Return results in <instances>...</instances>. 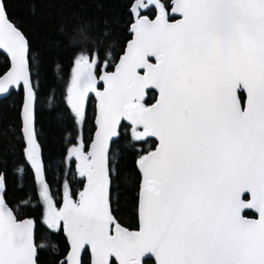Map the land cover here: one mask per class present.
<instances>
[{
  "label": "snow or ice",
  "instance_id": "6c2138e0",
  "mask_svg": "<svg viewBox=\"0 0 264 264\" xmlns=\"http://www.w3.org/2000/svg\"><path fill=\"white\" fill-rule=\"evenodd\" d=\"M150 6L155 19L140 14ZM168 7L181 18L170 23ZM132 11L134 38L115 71L100 77L102 92L96 91L93 71L99 55L85 48L74 60L68 102L82 116L84 98L96 92L99 128L91 151L83 146L69 151L79 175L87 178L79 200L65 185L64 206L56 211L47 184L40 191L49 225L62 220L71 241L64 264H79L85 246L91 247V264H110L111 256L119 264H142L148 254L156 264H264V0H172L171 5L136 0ZM0 49L11 57L0 93L18 81L27 89L26 151L39 178L28 45L7 20L2 2ZM146 89L159 93L150 106L142 102ZM121 118L131 121L135 140L159 141L138 161L139 231L115 223L108 206L106 153ZM243 194L251 198L244 200ZM244 210H255L258 219L245 217ZM31 225L18 221L0 196V264H35Z\"/></svg>",
  "mask_w": 264,
  "mask_h": 264
},
{
  "label": "trees",
  "instance_id": "16d2710c",
  "mask_svg": "<svg viewBox=\"0 0 264 264\" xmlns=\"http://www.w3.org/2000/svg\"><path fill=\"white\" fill-rule=\"evenodd\" d=\"M134 0H3L8 18L24 34L28 51L29 73L34 91V120L31 124L42 175L50 195L58 206L64 184L72 192L82 188L84 177L69 156L77 142L78 128L68 102V88L74 60L81 50L89 48L99 55L98 71L115 67L119 55L132 36ZM171 5L172 0H162ZM169 9V7L167 8ZM149 17L150 7L142 12ZM83 28L84 34L80 33ZM106 61V63H105ZM9 67L8 54L0 51V74ZM156 91L147 89L145 106L156 99ZM240 97H243L240 92ZM22 90H12L0 99V173L5 179V199L17 217L30 216L35 221L37 264H63L68 242L62 228H49L42 220L43 205L39 198L36 168L28 158L27 136L22 133L20 109ZM95 100L89 96L83 114V142L94 130ZM140 127H136L139 131ZM117 135L106 155L109 170L108 204L110 213L123 227L137 226L138 196L142 176L137 168L141 156L154 148L156 137L133 138V125L122 119ZM252 214L251 210L244 212ZM54 246V247H53ZM151 264L153 260L150 259ZM81 264H90L84 250Z\"/></svg>",
  "mask_w": 264,
  "mask_h": 264
},
{
  "label": "water",
  "instance_id": "95a60500",
  "mask_svg": "<svg viewBox=\"0 0 264 264\" xmlns=\"http://www.w3.org/2000/svg\"><path fill=\"white\" fill-rule=\"evenodd\" d=\"M0 2H2V4H3V0H0ZM135 2H136V0H134L133 4H132L131 7H130V10H131L132 15H133V22L131 23V26H132V24L135 22V18H136V14H135V12L132 11V7H133V5L135 4ZM146 2H147V0H145V3H146ZM161 3H162V0H161ZM171 4H172V2H171ZM3 6H4V4H3ZM150 7H154V6H150ZM4 8H5V7H4ZM145 10H146V9L142 8V9L140 10V14H141V15H146V14H142V12L145 11ZM166 10H167V12L170 14V19H169V22H170V23H171V22H175L176 20H179V19L181 18L178 14H177V15H171V8H169V10H168V9H166ZM155 11H156V10H155ZM6 17H7V20H8L10 23H12L13 25H15V24H14V23L8 18L7 14H6ZM149 18H150V19H155V15H154L153 17H149ZM15 26H16V25H15ZM16 27H17V26H16ZM17 28H18V27H17ZM18 30H20V29L18 28ZM20 31H21V30H20ZM21 33H22V31H21ZM22 34H23V33H22ZM23 36H24V34H23ZM24 37H25V36H24ZM133 38H134V33L132 32V36H131V38L127 41L126 46H125V48H124V51L119 55V57H118V59H117V61H116L115 67H114L112 70H107L104 66H102V67L100 68L98 74H96V72H94V74L96 75V78H97L96 91H100V92H102V91L104 90V83H103V81L100 79V77H102L105 73H112V72L115 71L116 66H117V65L119 64V62H120L121 57L125 54V50H126V48H127V44H128V42H129L130 40H132ZM25 41H26V38H25ZM26 43H27V41H26ZM0 51H2V52H4V53L8 54V56H9V67H8L3 73L0 74V77H2L4 74H6L8 71H10V68H11V57H10V54L6 52V50L0 49ZM149 62L154 64V63L156 62V61H155V58H154V57H150V58H149ZM143 71H144L143 69H138V72H139L141 75H143ZM29 81H30V87H31V90H32V99H31V124H32V122H33V120H34V91H33L32 83H31L30 73H29ZM19 88H21V90H22V105H21V109H20V119H21V125H22L21 129H22V133L26 136V134H25V132H24V119H23V113H24V107H25V103H26V100H27V95H28V93H27V89H26V87H25L23 81H18V82H16V83H14V84L8 86V88H7V90H6L5 92L0 93V99L3 98V97H5V96H7L12 90H18ZM146 90H147V89H146ZM146 90H145V93H146ZM154 90H155L156 93H157V95H156V99H158V96H159L158 90H157V89H154ZM242 92H243V91H242ZM243 94H244V98H243V100H241L242 105H243L244 103H246V100H247V94H246V92H243ZM238 95H239V93H238ZM87 96H93V98H94V100H95V115H94V119H93L94 130H93V133H92V137H91V139H90V141L88 142V145H87V151H91V145H92V143H93V141H94V139H95V137H96V132L98 131V128H99V125H98V123H97V120H98V117H99V105H100V100H99V97L96 95V92H94V91H93V92H89ZM144 97H145V95H144ZM239 97H240V96H239ZM143 99H144V98H143ZM156 99L154 100V102H152L151 104H149V105H147V106H150V105L154 104V103L156 102ZM240 99H241V98H240ZM122 119H125V118H121V120H122ZM121 120H120V121H121ZM117 127H118V125H117ZM114 137H115V136H114ZM114 137H110V138H109V140H108V149H109L110 142H111V140H112ZM158 143H159V141H158V138H157V143H156V145L154 146V148H152V149L149 150L148 152L154 151L155 148L157 147ZM148 152H146L144 155H146ZM107 153H108V150H107ZM107 153H106V155H107ZM138 161H139V160H138ZM137 168L139 169V171H140V173H141V176H142V172H141V169L139 168L138 162H137ZM0 176H3V186L0 187V196L3 197V200H4V204H5V206L13 212V215L16 217V219H17L18 221H23V220H30V221H32V225H31L32 238H33L34 246H35V248H36V244H35V221H34V219H33L32 217H30V216H23V217H20V218L17 217V215L15 214L14 210L12 209V207L8 204V202H7L6 199H5V196H4V193H5V179H4V175H3L2 173H0ZM140 190H141V188H140ZM247 195H248V197L245 198V197H244L245 194H243V195H242V199H244V200H248V199L251 198V197H250V194H247ZM139 203H140V192H139V196H138V209H137L138 229H137L136 231H139V229H140ZM253 211L255 212V210H253ZM244 212H245V210L242 211V215H244L245 217H247V218H249V219H258V213L255 212V213H256V216H247V215L244 214ZM63 233H64V236H65L67 242H68V249H67V252H66V254H65V256H64V262H65L66 259L69 257V254L71 253L72 248H71V241L69 240V238H68V236H67V233H66V231H65V228H64V223H63ZM85 249L88 250V253H89V256H90V264H91L92 254H91V247H90V246H85V248H82V249L80 250V253H79V256H78L79 264H81L82 254H83V252H84ZM35 255H36V253H35ZM147 256H148V257H151V258L153 259V261H154V264H156V262H155V258H154L153 256H151V254H148V255H146L145 257H147ZM143 258H144V257H143ZM143 258H142V259H143ZM34 261H35V264H37L36 259H35V256H34ZM64 262H63V264H64Z\"/></svg>",
  "mask_w": 264,
  "mask_h": 264
},
{
  "label": "rangeland",
  "instance_id": "374dc122",
  "mask_svg": "<svg viewBox=\"0 0 264 264\" xmlns=\"http://www.w3.org/2000/svg\"><path fill=\"white\" fill-rule=\"evenodd\" d=\"M71 79H72V78H71ZM70 84H71V82H70ZM142 102H143V101H142ZM85 103H86V99L84 98L83 114H84ZM83 114H82V116L77 117V116L75 115V113H74V115H75V119H76V123H77V128H78V134H77V140H76L77 142L75 143V145L71 146V149H72L74 146H76V147L83 146V149H84V145H80L81 143H84V142H83V133H82ZM139 131H143L142 127H140ZM84 150H85V149H84ZM74 158H75V157H74ZM38 160H39V159H38ZM76 162L78 163V161H77V160L75 161V167H76V169H77V163H76ZM39 165H40V162H39ZM40 169H41V165H40ZM77 170H78V169H77ZM77 173L79 174V171H78ZM36 180H37V186H38L39 198H40V201H41V203H42V205H43V211H44V212H43L42 220H43V222H44L49 228L56 230V229L59 228L60 221H59V223H58L57 226H54V227H53V226H50V225H49L48 220H47L48 206H47L46 202L43 200V198L40 196V191H41V189H42V186H43V184H46V182H45V180H44V177H43V175H42V171H41V175H40L39 178L37 177V173H36ZM65 185H66V184H64L63 187H65ZM48 191H49V190H48ZM81 191H83V190H81ZM49 195H50V192H49ZM50 198H51L52 204L54 205L56 211H59V210L62 208V203H60L58 206H56L55 203H54V201H53V199H52V197H51V195H50Z\"/></svg>",
  "mask_w": 264,
  "mask_h": 264
},
{
  "label": "flooded vegetation",
  "instance_id": "af4514ba",
  "mask_svg": "<svg viewBox=\"0 0 264 264\" xmlns=\"http://www.w3.org/2000/svg\"><path fill=\"white\" fill-rule=\"evenodd\" d=\"M163 3V2H162ZM150 8V7H149ZM154 8V7H153ZM170 8V7H169ZM148 9V8H147ZM155 9V8H154ZM169 10V9H168ZM143 14V13H142ZM155 15V14H154ZM153 15V16H154ZM152 16V17H153ZM100 70V69H99ZM99 70L97 71L96 70V68L94 67V69H93V71L94 72H96V74H98V72H99ZM242 94H243V92H242ZM239 96H240V92H239ZM89 96H86L85 97V99L87 100V98H88ZM241 98V97H240ZM243 98H244V94H243V97L241 98V100H243ZM125 119H127V118H125ZM92 137V136H91ZM90 141V140H89ZM88 141V142H89ZM88 142L86 143V144H84V143H81L80 145H84V149H85V151H87V145H88ZM77 163V162H76ZM77 169H78V163H77ZM86 183H87V178L86 177H84V183H83V186H82V188L80 189V190H78V191H75V192H72V189H71V187H69L68 185H67V190L69 191V193H70V195H71V198L74 200V201H78L79 200V193L81 192V190H83L84 189V187H85V185H86ZM65 187L63 188V193H62V201H61V203H62V207L64 206V193H65ZM245 198H247L248 197V195L247 194H245V196H244ZM108 206H109V204H108ZM109 211H110V208H109ZM246 211V210H245ZM252 211V214H250V215H247V216H256V213L253 211V210H251ZM112 215V214H111ZM246 215V214H245ZM113 217V216H112ZM114 218V217H113ZM114 221H115V223H118L115 219H114ZM115 223H113V224H111L110 225V228H111V231H112V234H115ZM119 224V223H118ZM120 225V224H119ZM122 228H125V229H127V230H129V231H136L137 229H138V219H137V226H136V228L135 229H128V228H126V227H123L122 225H120ZM59 227L60 228H62V231H63V221L61 220L60 221V225H59ZM64 234V233H63ZM86 250V249H85ZM88 251V250H87ZM110 264H119V261L117 260V258L115 257V256H111L110 258ZM150 259H152L151 257H144L143 259H142V264H151V262H150ZM153 260V259H152ZM153 264H154V261H153Z\"/></svg>",
  "mask_w": 264,
  "mask_h": 264
}]
</instances>
